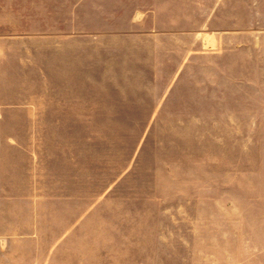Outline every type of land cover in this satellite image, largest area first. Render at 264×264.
I'll list each match as a JSON object with an SVG mask.
<instances>
[{
	"label": "rangeland",
	"instance_id": "1",
	"mask_svg": "<svg viewBox=\"0 0 264 264\" xmlns=\"http://www.w3.org/2000/svg\"><path fill=\"white\" fill-rule=\"evenodd\" d=\"M44 1L0 4V264H264V89L204 45L221 0Z\"/></svg>",
	"mask_w": 264,
	"mask_h": 264
},
{
	"label": "crops",
	"instance_id": "2",
	"mask_svg": "<svg viewBox=\"0 0 264 264\" xmlns=\"http://www.w3.org/2000/svg\"><path fill=\"white\" fill-rule=\"evenodd\" d=\"M220 7L219 36L207 34L204 45L220 48L222 73L232 84L241 87L252 74L259 77L252 88L264 89V0H221Z\"/></svg>",
	"mask_w": 264,
	"mask_h": 264
}]
</instances>
